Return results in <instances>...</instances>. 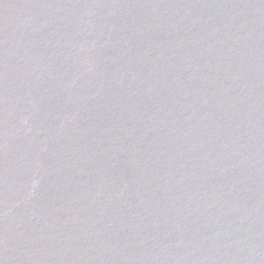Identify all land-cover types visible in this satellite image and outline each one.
<instances>
[{
	"label": "water",
	"instance_id": "95a60500",
	"mask_svg": "<svg viewBox=\"0 0 264 264\" xmlns=\"http://www.w3.org/2000/svg\"><path fill=\"white\" fill-rule=\"evenodd\" d=\"M0 264H264V0H0Z\"/></svg>",
	"mask_w": 264,
	"mask_h": 264
}]
</instances>
